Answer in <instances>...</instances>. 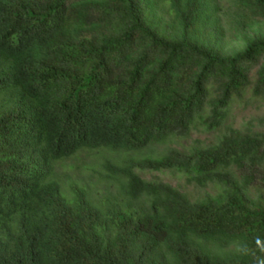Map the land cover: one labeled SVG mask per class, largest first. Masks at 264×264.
<instances>
[{
  "label": "trees",
  "instance_id": "trees-1",
  "mask_svg": "<svg viewBox=\"0 0 264 264\" xmlns=\"http://www.w3.org/2000/svg\"><path fill=\"white\" fill-rule=\"evenodd\" d=\"M230 5L0 0V264H264V117L229 120L264 104V39L224 52L264 0ZM82 153L104 193L59 173Z\"/></svg>",
  "mask_w": 264,
  "mask_h": 264
},
{
  "label": "rangeland",
  "instance_id": "rangeland-1",
  "mask_svg": "<svg viewBox=\"0 0 264 264\" xmlns=\"http://www.w3.org/2000/svg\"><path fill=\"white\" fill-rule=\"evenodd\" d=\"M219 5L222 9V13L231 8V0H218ZM228 17L222 15V20L227 21ZM228 38L225 40L224 52L227 55H235L238 51L250 43L253 40L264 39V22L253 23L250 26L248 32L243 38L230 36L227 34ZM256 66H264V51L258 53L255 57ZM256 67V68H257ZM254 71V70H253ZM251 72V75L253 74ZM250 94L247 93L245 96V101L248 102L247 106L244 104L239 105L238 103L233 104L230 111V123L233 124L234 128H245V126L252 122L256 124L262 117H264V104L260 100H249ZM255 125H253L254 128ZM259 131V129H256ZM215 136L213 134L205 132H193L191 137L187 139L184 144L190 146L191 144L199 143L201 146H205L213 143ZM102 155L97 153H82L75 157L74 159L68 160L63 163V167H59V173H67L72 180H86L88 177L92 176L91 182L95 183V187L98 193H104L103 187L96 183V174L92 171V168L99 170L98 164L100 163V158ZM85 166H89L90 169H85ZM140 176L146 181L156 180L165 184H169L172 187H179L182 191L188 193L189 195L197 197H205L208 194H213L214 191L211 186L205 188H198L193 185H187L185 178L176 173H142ZM249 197L257 200L260 194L257 193L256 189H250L248 193Z\"/></svg>",
  "mask_w": 264,
  "mask_h": 264
}]
</instances>
